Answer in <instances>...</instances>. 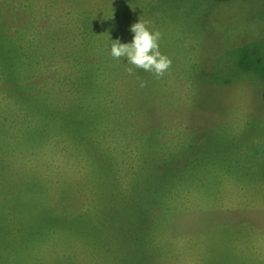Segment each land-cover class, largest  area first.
<instances>
[{"label":"rangeland","instance_id":"obj_1","mask_svg":"<svg viewBox=\"0 0 264 264\" xmlns=\"http://www.w3.org/2000/svg\"><path fill=\"white\" fill-rule=\"evenodd\" d=\"M140 18L159 79L110 55ZM0 24L11 264H264V0H0Z\"/></svg>","mask_w":264,"mask_h":264},{"label":"clouds","instance_id":"obj_2","mask_svg":"<svg viewBox=\"0 0 264 264\" xmlns=\"http://www.w3.org/2000/svg\"><path fill=\"white\" fill-rule=\"evenodd\" d=\"M150 21L140 18L138 23L131 25L130 31L134 38L130 43H121L119 40L113 41L110 55L114 59H125L132 65L126 69L129 75L133 74V69H142L153 73L155 78H161L171 66L170 58L159 50L161 39L160 31H152L149 27ZM146 86V82L141 81L140 87Z\"/></svg>","mask_w":264,"mask_h":264},{"label":"trees","instance_id":"obj_3","mask_svg":"<svg viewBox=\"0 0 264 264\" xmlns=\"http://www.w3.org/2000/svg\"><path fill=\"white\" fill-rule=\"evenodd\" d=\"M220 1H226V0H220ZM16 50H17L16 45L14 46L13 44H9L8 42H6V37H4L3 31L1 29L0 30V69H3L4 70L5 68H8V67L9 68L10 67L12 68V69H8V70H5V71H2V73H3V75L5 77L11 78V77H13L15 75V69H16V67H14V66L16 65L17 58L19 57V55H18L19 52L17 53ZM263 98H264V91H263ZM94 109L95 108H91V112H93ZM57 113H59L58 118L60 120V123L62 124V127H64L66 131H68V134H70L71 137L78 138L76 136V134H80L81 132L79 130H78V133L75 131V128L73 127V124L69 122L70 121L69 120V116L66 115V114H63L61 112H55L54 114H57ZM2 147L3 146L0 143V150L2 151V152L0 151V161L2 160V154L5 155L10 150L9 149V150L6 151V149L4 147H3L4 150H2L3 149ZM13 170L16 171L14 168H13ZM16 172H19V171L17 170ZM5 174L6 173H4L3 172V169L0 167V175H5ZM8 178H7V180H8ZM2 185L3 184H0V187ZM39 189H40V194L45 195V192L42 190V187H39ZM42 207L43 206L40 204V206L35 207V208L25 207L23 209L17 210V212L23 217V219H21L23 221L20 224L27 225L28 222H29V220H30L29 215L28 216L26 215V211L28 212V211H31L33 209H38V208H42ZM47 209L50 210V211H53L52 208L50 206H48V204H45V206L42 209H40L39 211H42V210L45 211ZM44 215L46 216V221H49V219H51V217L49 215H53V214L50 212V213H45ZM51 220L52 221H55V222H50L48 224L53 225V226L56 225V224H58V223L60 224V223H63V222H67V225L70 224V221L68 222L65 217H62L61 219H57V220H53V219H51ZM31 221H32V219H31ZM6 224L7 225L18 226L13 221H8V220H6ZM28 225L27 226H21L20 229L21 230H28L29 229V226ZM39 245H40V242H39V244H37V242H36L35 245H34V247L36 248ZM9 247H10L11 250H13V246H9ZM12 252L13 251H10L7 254L5 252V250H4V248L2 247V244H0V262L2 263V261L4 260V258L7 256L8 257V262H9V264H11V256H10V253H12Z\"/></svg>","mask_w":264,"mask_h":264}]
</instances>
